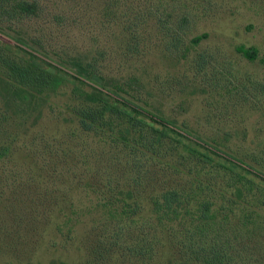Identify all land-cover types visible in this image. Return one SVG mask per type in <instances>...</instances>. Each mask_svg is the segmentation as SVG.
<instances>
[{
	"label": "rangeland",
	"instance_id": "obj_1",
	"mask_svg": "<svg viewBox=\"0 0 264 264\" xmlns=\"http://www.w3.org/2000/svg\"><path fill=\"white\" fill-rule=\"evenodd\" d=\"M34 1L36 15L3 23L2 45L21 38L66 66L94 62L193 147L216 146L264 173V0ZM238 45L256 47L257 58ZM71 101L63 84L37 117L28 108L12 115L15 138L0 162V264H198L182 225L152 215L164 182L189 176L146 161L137 176L126 150L80 131ZM245 206L258 212L254 223L241 207L217 213L230 264L264 262V207Z\"/></svg>",
	"mask_w": 264,
	"mask_h": 264
},
{
	"label": "trees",
	"instance_id": "obj_2",
	"mask_svg": "<svg viewBox=\"0 0 264 264\" xmlns=\"http://www.w3.org/2000/svg\"><path fill=\"white\" fill-rule=\"evenodd\" d=\"M38 11L34 0H0V30L4 22H19ZM204 37L206 33L192 41L198 43ZM14 41L16 45L0 42V162L11 153L15 137L10 121L16 109L28 108L37 117L50 95L68 84L72 100L68 110L80 131L126 150L137 176L145 161L161 164L168 175L189 176L183 183L164 182L151 200L152 215L159 223L173 225L178 221L182 225L181 242L198 264H230L231 247L221 239L224 224L217 213H231L241 207L244 222L252 219L254 223V216L259 214L245 205L256 203L259 208L264 207V173L216 146L197 144L204 151L193 147L187 142H193L188 133L146 109L138 93L132 92L136 90L106 76L94 62L76 57L66 66L41 57L21 38ZM235 49L249 61L257 58L254 46L238 45ZM260 62L264 68V58Z\"/></svg>",
	"mask_w": 264,
	"mask_h": 264
}]
</instances>
